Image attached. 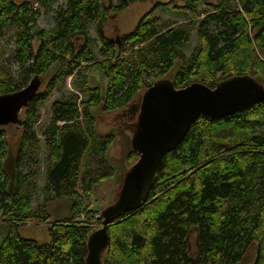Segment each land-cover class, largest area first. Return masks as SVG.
<instances>
[{"label": "trees", "instance_id": "1", "mask_svg": "<svg viewBox=\"0 0 264 264\" xmlns=\"http://www.w3.org/2000/svg\"><path fill=\"white\" fill-rule=\"evenodd\" d=\"M135 1L146 0H64L57 6L58 0H0V35L13 30V57L20 69L15 76L10 66L0 64V96L19 92L33 81L24 105L31 121L39 117L38 105L49 91L70 76L78 75L90 95L52 103L45 157L47 199L68 197L71 205L68 216L50 222L47 242L19 231L18 226L33 216V202L24 194L21 169L11 186L8 140L0 128V217L9 224L6 236H0V264H87L88 236L103 220L93 226L89 200L95 187L114 175L107 152L115 135L96 132L98 109H121L131 121L143 92L172 74L183 57L172 77L178 88L193 82L213 88L244 74L264 84V0H238L236 8L223 6L222 0L155 1L119 43L106 38L108 14ZM200 3L212 9L202 13L200 47L189 61L183 50L191 33L161 27L159 17L151 13L166 6L195 19ZM94 27L99 57L93 48ZM56 64L49 91L35 92ZM89 72L104 75L105 90L89 85ZM30 128L25 124L19 167L25 148L36 138ZM130 153L128 167L139 158L134 150ZM108 234L104 264H239L253 243V264H264V100L232 115L198 117L178 147L164 156L147 200L112 220ZM193 244L196 260L191 258Z\"/></svg>", "mask_w": 264, "mask_h": 264}, {"label": "rangeland", "instance_id": "2", "mask_svg": "<svg viewBox=\"0 0 264 264\" xmlns=\"http://www.w3.org/2000/svg\"><path fill=\"white\" fill-rule=\"evenodd\" d=\"M153 1V2H152ZM155 1L166 2L168 0H146L130 2L127 7L117 11L110 12L108 19L104 23V34L106 38L112 39L115 42L135 28L139 19L147 11L150 10ZM218 2V0H211ZM223 6L227 8H236L239 6L238 0H222ZM64 0H58L55 6L62 4ZM115 4H120L121 0H113ZM35 3V2H34ZM200 16L198 18H191L188 13L181 10H173L166 6H158L152 13V17H159L160 26L166 28L168 26L184 28L191 33L190 41L185 45L183 54L187 56L189 61L192 59L193 54L200 47V38L198 35V27L200 19L203 17V12L206 9H212L204 3L197 5ZM94 38L93 48L96 55L99 57L100 38L96 27L91 30ZM37 45V42H36ZM15 47L14 34L11 28L7 29L6 33L0 35V64L8 65L12 68L15 76L20 73L19 65L15 62L13 57V49ZM185 61V57L178 59L176 62L171 76H174L176 70L181 67V63ZM58 68V64L54 65L52 69L44 76L43 81L37 85L34 90L37 93L49 91L47 85L49 79ZM88 83L90 86H98L102 91L107 87V80L101 73L89 72ZM29 85V84H28ZM28 86H24L20 91H23ZM74 90V91H73ZM76 90V91H75ZM80 92V93H77ZM49 97L39 103V117L37 119L28 121L26 117L25 106L17 111V121L12 123L0 125L8 140L9 156L7 161L8 172L10 175L11 186L14 188L17 173L20 170L26 182L23 184L24 194L30 196L33 202V215L29 220L18 226L20 233L28 238H33L39 242L49 241L48 226L50 222L59 218H64L70 213L71 199L68 197H60L56 200H48V189L45 185L47 180V163L45 157L47 155L48 138L50 137L49 127L52 120V103L56 100H73L88 99L89 94L83 90V82L78 75L70 76L49 91ZM8 96V94L6 95ZM78 96V97H77ZM120 110L103 111V113L116 114ZM28 122V123H25ZM25 124H30V133H34L36 138L25 148L21 158V167L17 165L18 150L22 140V134ZM96 132L100 135L113 133L115 141L112 147L107 152V160L114 168V175L100 182L94 189L89 202L92 204L93 226H98L101 217L100 210L107 203L111 202L116 196L121 183L122 176L128 169V158L130 156L131 132L117 126L114 122L106 119L98 118L95 125ZM49 214V215H48ZM48 215V220L45 216ZM99 216V217H98ZM84 217V214L82 215ZM9 224L6 219L0 217V236L4 238L8 232ZM196 231L191 235L192 241L195 240ZM194 245V244H193ZM191 258L196 260L198 258L197 248L194 246ZM257 243H253L243 255L239 264H253L256 258Z\"/></svg>", "mask_w": 264, "mask_h": 264}, {"label": "water", "instance_id": "3", "mask_svg": "<svg viewBox=\"0 0 264 264\" xmlns=\"http://www.w3.org/2000/svg\"><path fill=\"white\" fill-rule=\"evenodd\" d=\"M33 84L32 81L23 91L0 96V125L17 121V111L27 103L30 97L27 90ZM262 100L264 84L249 74L230 76L213 88L200 82L178 88L171 76L149 86L142 94L137 114L125 124V129L131 132L132 150L139 158L121 179L117 196L100 210L102 225L88 236L86 263L104 264L109 224L143 205L164 156L178 147L198 117L215 119L232 115Z\"/></svg>", "mask_w": 264, "mask_h": 264}, {"label": "bare ground", "instance_id": "4", "mask_svg": "<svg viewBox=\"0 0 264 264\" xmlns=\"http://www.w3.org/2000/svg\"><path fill=\"white\" fill-rule=\"evenodd\" d=\"M120 42V41H119ZM118 42V43H119ZM169 76H171V75H169ZM173 76H171V78H172ZM160 79V78H159ZM141 98H142V95H141ZM141 98H140V100H141ZM99 114H101V116H103V115H105V116H103V118L102 119H106V120H109V121H111V122H114L117 118H119V115H124V114H127L128 115V113H126V112H118V113H116V114H112V113H102V112H99ZM98 116V115H97ZM98 118H100V117H98ZM100 118V119H101ZM116 118V119H115Z\"/></svg>", "mask_w": 264, "mask_h": 264}, {"label": "flooded vegetation", "instance_id": "5", "mask_svg": "<svg viewBox=\"0 0 264 264\" xmlns=\"http://www.w3.org/2000/svg\"><path fill=\"white\" fill-rule=\"evenodd\" d=\"M36 89V88H35ZM118 113V112H116ZM98 117L101 118V114H97ZM116 119V118H115ZM129 121V115L124 114V115H119V118H117L114 123L119 126L120 128L123 129V126H125V124Z\"/></svg>", "mask_w": 264, "mask_h": 264}, {"label": "built area", "instance_id": "6", "mask_svg": "<svg viewBox=\"0 0 264 264\" xmlns=\"http://www.w3.org/2000/svg\"><path fill=\"white\" fill-rule=\"evenodd\" d=\"M99 217V216H98Z\"/></svg>", "mask_w": 264, "mask_h": 264}]
</instances>
